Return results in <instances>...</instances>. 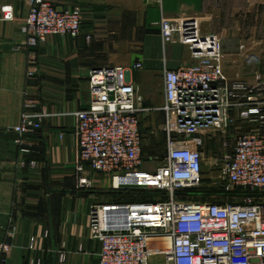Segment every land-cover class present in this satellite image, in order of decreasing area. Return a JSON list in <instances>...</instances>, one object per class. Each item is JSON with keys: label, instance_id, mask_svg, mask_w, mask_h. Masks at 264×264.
<instances>
[{"label": "built area", "instance_id": "2783aa9c", "mask_svg": "<svg viewBox=\"0 0 264 264\" xmlns=\"http://www.w3.org/2000/svg\"><path fill=\"white\" fill-rule=\"evenodd\" d=\"M14 19L11 7H0V21ZM83 21L81 8L59 10L47 0H34L21 28V45L36 49L52 37L77 39ZM160 32L165 43L188 46L199 61L164 72L162 110L169 139L167 155L151 160L160 162L156 168L145 167L140 119L145 109L129 80L143 69L141 61L92 69L89 107L76 114L78 175L89 169L110 177L116 191L146 189L165 198L93 206L89 230L101 246L99 264H151L155 256L163 264H264V102L251 95L243 97L247 104L239 103L245 88L229 86L222 64L229 41L202 34L197 19L163 20ZM253 62L258 59L251 57L248 64ZM234 109L243 121L257 125L223 148L221 177L229 192H244L236 197L241 202L181 200L202 183L203 137L230 127ZM41 128V119L25 114L11 132L24 136ZM78 186L91 188V181L80 178ZM34 245L32 238L30 249ZM13 248L0 242V264Z\"/></svg>", "mask_w": 264, "mask_h": 264}, {"label": "crops", "instance_id": "0c3cea01", "mask_svg": "<svg viewBox=\"0 0 264 264\" xmlns=\"http://www.w3.org/2000/svg\"><path fill=\"white\" fill-rule=\"evenodd\" d=\"M33 1L0 0V7L15 12L13 21H0V242L14 246L4 264H99L90 211L121 203V192L106 175L75 171L76 114L90 104V71L142 61L141 75L133 72L129 80L143 115L162 116L164 128V72L195 62L188 46L164 42L160 24L194 18L202 34L229 41L223 69L231 88L244 86L239 103L247 104L244 96L264 92V0H47L61 10L82 8L81 35L52 37L30 49L21 45V28ZM251 57L258 62L248 64ZM155 72L163 73L159 103ZM25 114L41 119L42 128L18 136L11 128ZM231 119L238 122L240 111L234 109ZM80 178L90 180L91 188H79Z\"/></svg>", "mask_w": 264, "mask_h": 264}, {"label": "rangeland", "instance_id": "374dc122", "mask_svg": "<svg viewBox=\"0 0 264 264\" xmlns=\"http://www.w3.org/2000/svg\"><path fill=\"white\" fill-rule=\"evenodd\" d=\"M53 5V4H52ZM54 6V5H53ZM77 7V6H76ZM75 8V7H73ZM81 8V7H78ZM58 9V8H57ZM82 9V8H81ZM61 10V9H59ZM83 11V10H82ZM84 13V12H83ZM123 43L116 42L123 46ZM124 50V49H123ZM122 50V52H123ZM115 51H118L115 49ZM126 52V51H125ZM121 59L123 57H117ZM193 62H198L196 57L192 56ZM142 62V61H141ZM122 67V66H120ZM143 71L137 75H141ZM162 82L163 73H153V93L156 102H161L162 98ZM142 92V91H141ZM254 97H258L259 102H264V93L255 92L251 94ZM262 95V96H261ZM155 102V103H156ZM154 103V104H155ZM262 105V104H261ZM264 106V105H262ZM168 117V116H167ZM141 130L143 138V158L145 167L156 168L160 164L157 161H151L152 159L164 158L167 155V142L169 139L168 132L166 130L167 120L165 127L163 128V118H159L154 115H143L141 114ZM257 129V125L249 123L248 121H242L241 119L234 121L233 124L222 132L212 133L205 135L204 153V173L202 183L199 187L189 190L183 193L180 197L181 200L195 201V202H212V203H239L240 199L236 198L237 195L243 194L241 190H234L229 192L226 189V185L222 179L223 169V148L225 143H234L238 137ZM264 131V130H263ZM209 133V132H204ZM121 192V203H135V202H152L164 200L160 194L146 189H126ZM246 192V191H245ZM163 264V258L155 256L151 259V264Z\"/></svg>", "mask_w": 264, "mask_h": 264}, {"label": "trees", "instance_id": "16d2710c", "mask_svg": "<svg viewBox=\"0 0 264 264\" xmlns=\"http://www.w3.org/2000/svg\"><path fill=\"white\" fill-rule=\"evenodd\" d=\"M187 192V191H186ZM185 194V193H184ZM131 203H133V202H131Z\"/></svg>", "mask_w": 264, "mask_h": 264}]
</instances>
